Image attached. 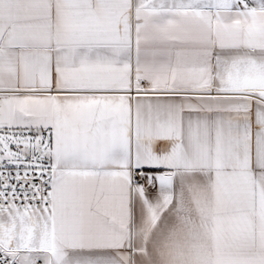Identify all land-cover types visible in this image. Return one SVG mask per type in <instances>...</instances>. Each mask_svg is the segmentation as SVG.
Wrapping results in <instances>:
<instances>
[{
    "label": "crops",
    "instance_id": "0c3cea01",
    "mask_svg": "<svg viewBox=\"0 0 264 264\" xmlns=\"http://www.w3.org/2000/svg\"><path fill=\"white\" fill-rule=\"evenodd\" d=\"M20 135L52 188L0 209L19 264H264V0H0Z\"/></svg>",
    "mask_w": 264,
    "mask_h": 264
},
{
    "label": "built area",
    "instance_id": "2783aa9c",
    "mask_svg": "<svg viewBox=\"0 0 264 264\" xmlns=\"http://www.w3.org/2000/svg\"><path fill=\"white\" fill-rule=\"evenodd\" d=\"M137 93L140 92L132 91V94ZM145 174L142 168H133L131 178L133 182H138L144 189H148ZM51 188L52 177L48 168L38 169L28 165L0 167V208L47 207L51 201ZM0 264L19 263L0 250Z\"/></svg>",
    "mask_w": 264,
    "mask_h": 264
},
{
    "label": "rangeland",
    "instance_id": "374dc122",
    "mask_svg": "<svg viewBox=\"0 0 264 264\" xmlns=\"http://www.w3.org/2000/svg\"><path fill=\"white\" fill-rule=\"evenodd\" d=\"M0 152L3 156H11V161H7L5 164H0V167L2 166H15V167H21L28 165L30 167L41 169L44 167V162L39 159V156L41 155V149L36 144V141L28 138V141L23 144L22 136L20 135L18 139H16L15 142L12 144L4 143L1 144ZM31 159V160H29ZM17 207H5L0 209H12ZM3 239H9L10 236L8 235V232H3V235H1ZM6 252V251H5ZM9 252L10 256L13 258V260H17L21 262L22 259L25 260V262L28 263H34V256L33 254L27 252L23 253L16 250H10ZM32 261V262H31Z\"/></svg>",
    "mask_w": 264,
    "mask_h": 264
}]
</instances>
